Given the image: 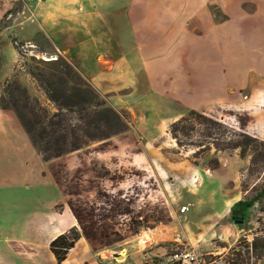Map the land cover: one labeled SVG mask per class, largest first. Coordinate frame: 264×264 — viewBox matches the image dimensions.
<instances>
[{
	"label": "crops",
	"instance_id": "obj_1",
	"mask_svg": "<svg viewBox=\"0 0 264 264\" xmlns=\"http://www.w3.org/2000/svg\"><path fill=\"white\" fill-rule=\"evenodd\" d=\"M11 32L26 44L43 32L150 143L191 111L210 115L264 98V91L252 95L264 85V0H28ZM0 59V76L8 67L3 80L21 79L12 41L0 44ZM28 81V90L38 88ZM61 159L45 162L15 113L0 107V264H58L50 244L76 227L54 169ZM154 257L97 251L80 237L62 264Z\"/></svg>",
	"mask_w": 264,
	"mask_h": 264
},
{
	"label": "rangeland",
	"instance_id": "obj_2",
	"mask_svg": "<svg viewBox=\"0 0 264 264\" xmlns=\"http://www.w3.org/2000/svg\"><path fill=\"white\" fill-rule=\"evenodd\" d=\"M27 1L0 0V44L10 40L20 54L24 71L16 81L23 87L30 83V67L40 66L36 61L57 59L34 45L24 53L15 45H26L11 28ZM3 63L0 59V69ZM7 72L8 67L0 76L2 89ZM261 85L253 96L264 91ZM28 92L54 111L39 86ZM254 100L211 110L207 119L187 113L185 125L193 132L180 137L182 146L171 126L150 143L130 119L121 135L62 156L54 169L76 219L74 230L97 251H154L160 258L176 247L194 246L225 257L228 264H264V200L246 212L243 223L231 219L237 200H252L264 187V98ZM240 134L251 139L248 148ZM146 236L154 240L144 245Z\"/></svg>",
	"mask_w": 264,
	"mask_h": 264
},
{
	"label": "trees",
	"instance_id": "obj_3",
	"mask_svg": "<svg viewBox=\"0 0 264 264\" xmlns=\"http://www.w3.org/2000/svg\"><path fill=\"white\" fill-rule=\"evenodd\" d=\"M40 54L55 55L56 60H38L40 66L30 67L29 74L43 91L54 111L32 98L28 90L14 80H8L3 88L0 107L15 113L32 145L45 162L78 152L90 143H100L121 135L130 128V116L112 107L79 72L78 66L60 57L49 38L38 33L32 42ZM48 50L52 51L49 52ZM35 61V60H34ZM188 116L207 119L197 111ZM184 116L170 127V134L182 146L180 137L190 136L193 129L185 124L189 117ZM247 138L248 148L251 139ZM240 147V146H238ZM264 200V187L252 200H241L231 208V219H244L257 201ZM80 235L72 229L53 240L50 251L58 264H62L75 247ZM253 250L256 240L251 244ZM263 248L264 255V245ZM257 249V248H256Z\"/></svg>",
	"mask_w": 264,
	"mask_h": 264
},
{
	"label": "built area",
	"instance_id": "obj_4",
	"mask_svg": "<svg viewBox=\"0 0 264 264\" xmlns=\"http://www.w3.org/2000/svg\"><path fill=\"white\" fill-rule=\"evenodd\" d=\"M37 3H41L43 0H32ZM15 45L19 48L22 53L25 52V48L30 44L20 45L15 42ZM29 47H34L30 45ZM188 207H184L182 212L188 211ZM145 243H148L150 239L145 238ZM145 264H228L225 257L217 256L212 253H204L199 247L187 246V247H176L171 249L170 252L156 258V260L146 262Z\"/></svg>",
	"mask_w": 264,
	"mask_h": 264
},
{
	"label": "bare ground",
	"instance_id": "obj_5",
	"mask_svg": "<svg viewBox=\"0 0 264 264\" xmlns=\"http://www.w3.org/2000/svg\"><path fill=\"white\" fill-rule=\"evenodd\" d=\"M146 239L154 240V238H153L152 236H146ZM144 243H145V241L142 240V244H144ZM142 244H141V245H142ZM118 260H119V261L123 260V256L120 255V257H118Z\"/></svg>",
	"mask_w": 264,
	"mask_h": 264
},
{
	"label": "water",
	"instance_id": "obj_6",
	"mask_svg": "<svg viewBox=\"0 0 264 264\" xmlns=\"http://www.w3.org/2000/svg\"><path fill=\"white\" fill-rule=\"evenodd\" d=\"M112 256H113L115 259H118V257H120V255H118V254H116V253L113 254Z\"/></svg>",
	"mask_w": 264,
	"mask_h": 264
},
{
	"label": "flooded vegetation",
	"instance_id": "obj_7",
	"mask_svg": "<svg viewBox=\"0 0 264 264\" xmlns=\"http://www.w3.org/2000/svg\"><path fill=\"white\" fill-rule=\"evenodd\" d=\"M242 221H238V220H235V221H238V222H241V223H243L244 221H243V219H241Z\"/></svg>",
	"mask_w": 264,
	"mask_h": 264
}]
</instances>
